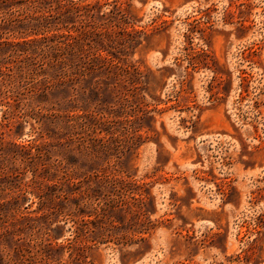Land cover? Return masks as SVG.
I'll use <instances>...</instances> for the list:
<instances>
[{"label": "rangeland", "instance_id": "374dc122", "mask_svg": "<svg viewBox=\"0 0 264 264\" xmlns=\"http://www.w3.org/2000/svg\"><path fill=\"white\" fill-rule=\"evenodd\" d=\"M0 5V264H264V0Z\"/></svg>", "mask_w": 264, "mask_h": 264}, {"label": "trees", "instance_id": "16d2710c", "mask_svg": "<svg viewBox=\"0 0 264 264\" xmlns=\"http://www.w3.org/2000/svg\"><path fill=\"white\" fill-rule=\"evenodd\" d=\"M8 1L9 0H0V4L1 3H8ZM5 11L2 9V7H1V5H0V27H2V24L4 23V22H6V18L4 17V15L2 14V13H4ZM25 34H27V33H25ZM0 38H4V36H3V34L2 33H0ZM30 42L29 41H24V42H18L17 43V45L20 47H27V44H29ZM9 45H12V44H10V42H7V41H0V50L1 49H3V48H5V47H7V46H9ZM14 45H16V44H14ZM81 48H82V45H81ZM29 48H24V51L25 50H28ZM82 50V49H81ZM3 63L2 62H0V69H1V65H2ZM85 71V70H84Z\"/></svg>", "mask_w": 264, "mask_h": 264}]
</instances>
